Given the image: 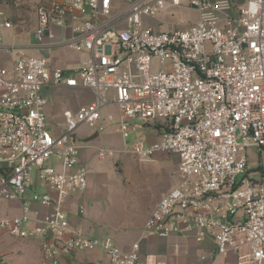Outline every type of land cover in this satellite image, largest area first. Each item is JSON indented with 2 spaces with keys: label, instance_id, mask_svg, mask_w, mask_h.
Listing matches in <instances>:
<instances>
[{
  "label": "built area",
  "instance_id": "1",
  "mask_svg": "<svg viewBox=\"0 0 264 264\" xmlns=\"http://www.w3.org/2000/svg\"><path fill=\"white\" fill-rule=\"evenodd\" d=\"M120 4L37 0L33 39L41 52L60 46L87 56L68 70L5 46L2 32L12 24L0 11V49L11 60L10 68L0 66V203L21 205L17 216L0 215V231L16 240L42 239L40 264L92 251L102 252L97 264H165L141 256V240L124 251L110 237H90L69 224L66 202L87 187L79 165L85 145L75 132L82 125L103 132L104 121L115 119L102 110L113 105L121 153L149 163L158 154L178 158V180L149 214L141 237L193 235L199 242L209 236L218 256L233 252L234 264H264V172L251 176L246 155L264 151V0H245L236 15L227 0H187L197 21L165 32L143 19L181 0ZM58 87L88 90L94 100L63 110L60 130L50 133L44 108L51 98L43 90ZM140 123L159 126V140L130 144ZM112 154L97 149L100 160Z\"/></svg>",
  "mask_w": 264,
  "mask_h": 264
},
{
  "label": "rangeland",
  "instance_id": "2",
  "mask_svg": "<svg viewBox=\"0 0 264 264\" xmlns=\"http://www.w3.org/2000/svg\"><path fill=\"white\" fill-rule=\"evenodd\" d=\"M117 5L120 0H113ZM187 0H181V5L178 7L166 6L154 18H144L154 31H169L177 29H186L189 27L196 14L187 7ZM36 1H32L35 4ZM61 59L56 65H60L67 57H75L74 53L62 48L55 51ZM28 55L30 54L27 52ZM9 64V63H8ZM2 67L10 68L2 65ZM152 70L157 67L155 61L151 64ZM49 94L53 105L44 108L46 128L50 133L58 132L63 124L60 112L62 110L75 111L81 105H86L91 101V96L85 91H67V90H50ZM112 106V105H111ZM104 108L102 114L111 113L114 116L112 124H104V132H98V146L110 147L117 149L119 147L118 124H117V109L113 107ZM141 130L130 135L129 143L139 139L146 144V131L151 130V126L143 124ZM95 129L89 128L86 125L78 127L75 141L83 144L82 137L91 135ZM97 133V132H95ZM256 149H248L246 151L248 159V168L251 174L258 166V159H255ZM174 154H158L155 161L152 163L138 161L132 155L115 154L111 158L105 159L102 163H98L96 157H91L86 163L88 174L96 177V180L91 184V189L87 198L81 202L82 221L81 230L91 237H126L127 239L136 234L139 226L144 222L148 214L151 213L154 202L159 196L173 183L178 180L177 171L178 158ZM54 159H50L49 164H52ZM261 162L264 166V152L261 154ZM176 166V171L174 167ZM97 175V176H96ZM6 206L0 204V212H3ZM130 232V233H129ZM29 251L24 247H17L12 255L16 260L22 262ZM7 258H0V264H11ZM32 263L38 260V255L30 257Z\"/></svg>",
  "mask_w": 264,
  "mask_h": 264
},
{
  "label": "crops",
  "instance_id": "3",
  "mask_svg": "<svg viewBox=\"0 0 264 264\" xmlns=\"http://www.w3.org/2000/svg\"><path fill=\"white\" fill-rule=\"evenodd\" d=\"M32 1H36L35 4H32L31 3ZM209 1L214 2L221 0H209ZM227 1L231 3V14L236 15L238 13L239 8L242 7L245 0H227ZM36 3L37 0H31L29 3L17 5V4H13L9 0H0V11L3 12L5 18L8 21H10L12 24V28L10 30H5L2 32L4 45L5 46L12 45L18 47L19 49H22L26 54L27 52H30V54H35L32 56H38L40 54L46 55V57H48L49 59L50 64L53 67H58L65 70L77 69L81 67L87 59V56L85 54L74 53L71 51L72 53H74L75 57L73 58L67 57V59L63 61L60 65H56L61 58L58 55H56L55 51L62 49L64 47L52 46L47 52L46 51L41 52V50L38 48V46L36 45L33 39V33L36 27V14H35ZM188 8H190L196 14L195 19L192 20V22L190 23L193 24L198 19V11L193 7H188ZM57 32L59 33V31ZM8 63L11 64V60L9 56L2 49H0V66L2 65L8 66L9 65ZM55 89L74 91V92L85 91L88 92L91 96V101L89 103L93 102L94 100L93 95L90 91L81 88L68 89V88L58 87V88L44 89L43 95L51 97L49 91ZM50 105L51 106L53 105L52 99L48 107ZM108 106L113 107V105L112 106L108 105ZM75 110H77V108ZM62 112L63 110L61 109L60 116H61V120L63 121ZM109 114L111 113H105L103 114V117L105 118ZM104 124L108 125V124H112V122L109 123L104 121ZM148 125L151 126V130L148 129V131H146V144H153L154 142L159 140L162 130L157 125H153V124H148ZM98 134L101 133L92 132L91 135L90 134L84 135L82 137L85 148L82 149L80 152L79 165L80 167H83L86 172L87 187L83 193L70 197L66 202L69 224L72 227H75L78 230H80L82 233L84 232L81 230L82 221L80 217L82 216L83 212L79 213V209H80L79 207L82 206L81 202L83 201V199L85 200V198H87V195L89 194V191L91 189V184H93L96 180V177H94L93 175L90 176L88 174V171L85 168L86 163L90 161L91 157H96L98 163H102L105 159L115 156V154H120V155L126 154V153H121L123 147V141L120 137L119 131L117 135L120 143L118 144L119 147L117 149L98 146V144L96 143V141H98ZM75 139H76V134H75ZM100 148L110 149L113 151V154L111 156H107L104 159L100 160L97 157V149ZM263 152L264 151L256 152L257 155L255 156V159L256 160L258 159L259 163L258 166L250 174L255 178H257L260 172H264V166L262 165L261 162V154ZM174 169L176 171V166L174 167ZM248 173H250L249 168H248ZM175 174H177V171L175 172ZM176 182L177 180L175 179L173 186L176 184ZM173 186H169L159 196V198L154 202L152 209L157 205L159 200L172 189ZM40 191H44V189L40 188ZM0 204L6 206L4 211L0 212V215L2 216L12 217V216H17L21 213V205L19 203L1 202ZM31 207L33 210H40L41 212H45L48 210L47 208L39 207V205L35 203H31ZM148 216L149 214L147 215L144 222L141 224V226L138 227L137 230H132V232L136 231V234L134 236H131L128 239L126 237H118V238L113 237L115 244L120 249L127 251L130 249L133 243H135L138 240H141L140 241L141 256L150 257V259L152 260L161 261L164 262L165 264H234L235 254L233 252H228L225 256H218L216 252L215 242L209 236H205L199 242H197L194 239L193 235L171 236L167 239H160L157 237L142 238L141 232L143 229V225L146 219L148 218ZM41 245H42V239L16 240L11 238L8 234L0 231V258L2 259L6 257L7 258L6 260L11 264H40ZM17 247L19 248L24 247L25 249H27V251H29L27 255L22 256V258H24L22 262L16 260V257L15 256L13 257L12 255L13 251L14 250L16 251ZM35 253L38 255V260H35L34 263H32L30 257L32 256L34 257ZM60 260L63 264H97L98 262L103 260V255L102 252L100 251L77 252L70 256H62Z\"/></svg>",
  "mask_w": 264,
  "mask_h": 264
},
{
  "label": "water",
  "instance_id": "4",
  "mask_svg": "<svg viewBox=\"0 0 264 264\" xmlns=\"http://www.w3.org/2000/svg\"><path fill=\"white\" fill-rule=\"evenodd\" d=\"M46 57V55H44Z\"/></svg>",
  "mask_w": 264,
  "mask_h": 264
}]
</instances>
